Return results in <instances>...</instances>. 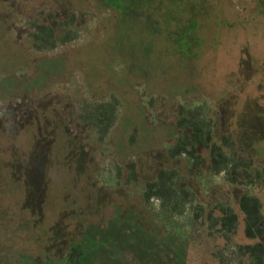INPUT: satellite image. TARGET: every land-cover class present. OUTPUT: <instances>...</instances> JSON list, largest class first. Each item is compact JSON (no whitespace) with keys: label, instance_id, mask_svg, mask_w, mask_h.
Listing matches in <instances>:
<instances>
[{"label":"rangeland","instance_id":"374dc122","mask_svg":"<svg viewBox=\"0 0 264 264\" xmlns=\"http://www.w3.org/2000/svg\"><path fill=\"white\" fill-rule=\"evenodd\" d=\"M72 16L75 40L32 48L34 23ZM113 99L99 141L80 114ZM181 104L264 170V0H0V264H248L238 200L257 195L264 215V180L211 174L206 148L194 172L171 156ZM160 169L194 195L182 214L144 199ZM224 202L239 216L229 238L193 221L195 204Z\"/></svg>","mask_w":264,"mask_h":264},{"label":"trees","instance_id":"16d2710c","mask_svg":"<svg viewBox=\"0 0 264 264\" xmlns=\"http://www.w3.org/2000/svg\"><path fill=\"white\" fill-rule=\"evenodd\" d=\"M74 16L69 20H54L52 24L34 23L30 32L32 48L36 51L55 49L59 44L73 41L77 32L71 28ZM67 27L63 34L57 33V27ZM118 101L116 99L86 105L80 114V119L90 121L97 132L99 141H103L113 127L117 114ZM177 128L180 134L176 143L170 148V155L175 157L187 155L192 160L191 171L194 172L203 162L200 149L210 152L209 171L213 175L224 174L230 183L258 187L264 180V170L255 166L251 159L243 156L237 149L230 134H223L219 142L215 140L216 123L212 118L204 116L203 108L185 105L178 106ZM130 170L127 181L137 179L135 163L127 165ZM176 169H160L156 178L146 184L144 199L149 202L157 198L163 211L170 214H182L187 205L194 201L193 193L186 187L178 188L175 179ZM239 209L243 214L244 235L247 239L256 240L253 243L240 244L237 252L248 264H264V242L257 240L264 237V215L260 198L244 190L238 200ZM194 222L204 225L209 222V229L218 228L225 236L234 234L239 221L235 210L224 202L207 211L201 204H195ZM78 256L84 253L83 248L72 249Z\"/></svg>","mask_w":264,"mask_h":264}]
</instances>
